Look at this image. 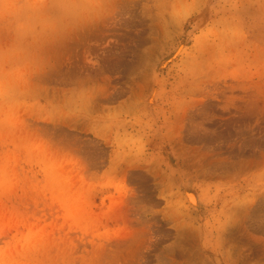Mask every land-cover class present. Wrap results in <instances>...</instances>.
Segmentation results:
<instances>
[{
    "label": "rangeland",
    "instance_id": "rangeland-1",
    "mask_svg": "<svg viewBox=\"0 0 264 264\" xmlns=\"http://www.w3.org/2000/svg\"><path fill=\"white\" fill-rule=\"evenodd\" d=\"M0 264H264V0H0Z\"/></svg>",
    "mask_w": 264,
    "mask_h": 264
}]
</instances>
